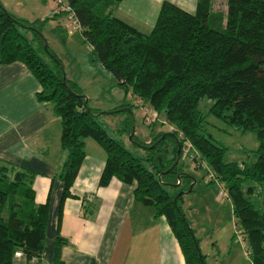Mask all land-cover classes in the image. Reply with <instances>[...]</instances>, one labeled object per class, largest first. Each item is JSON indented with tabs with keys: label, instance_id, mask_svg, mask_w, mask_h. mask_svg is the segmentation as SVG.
I'll return each mask as SVG.
<instances>
[{
	"label": "trees",
	"instance_id": "trees-1",
	"mask_svg": "<svg viewBox=\"0 0 264 264\" xmlns=\"http://www.w3.org/2000/svg\"><path fill=\"white\" fill-rule=\"evenodd\" d=\"M52 1L64 5L90 54L123 96L130 94L151 110L150 115L143 110L150 140L136 141L131 134L132 106L122 102L105 113L89 108L80 88L63 76L57 62L50 61L49 66L38 55L43 41L35 23L13 19L0 5V64H22L39 86L36 99L50 103L59 122V147L65 158L51 179L61 186L53 263L59 264V251L66 243L58 235L62 205L71 196L69 189L84 157L83 141L89 139L105 154L97 185L104 187L112 178L134 184L133 200L163 217L184 264H202L180 212L182 194L172 203L192 182L180 161L188 143L195 153L191 160L195 168L204 162L211 176L207 183H217L228 199L250 263L264 264V0H225L224 19H210V0H196L193 14L162 2L147 33L105 13L119 0ZM19 29L31 30L38 48ZM202 98L209 103L205 114L197 109ZM125 111L128 114L115 130L118 139L111 138L99 119ZM207 116L240 133H253L256 149L243 152L240 163H224L226 148L206 133ZM159 117L170 131L154 130L162 125ZM129 135L134 152L119 139ZM32 178L25 169L0 163V264H11L13 254H23V249L37 257L42 253L49 193L44 203L36 204Z\"/></svg>",
	"mask_w": 264,
	"mask_h": 264
},
{
	"label": "crops",
	"instance_id": "crops-1",
	"mask_svg": "<svg viewBox=\"0 0 264 264\" xmlns=\"http://www.w3.org/2000/svg\"><path fill=\"white\" fill-rule=\"evenodd\" d=\"M162 2L188 14H193L196 4V0H119L105 13L145 33L153 27ZM210 13V19H224L225 0H210ZM38 91L36 80L22 64H0V163L33 173L31 189L36 204L44 203L49 193L42 253L30 259L24 254L13 256L11 264H54L55 210L61 186L51 179L65 154L59 147L58 119L50 103L36 99ZM83 142L84 157L69 189L71 196L61 209L58 235L66 243L60 248L59 264H184L163 217L159 222L165 224L166 241L156 233V227H151L147 237L134 232L137 212L148 206L133 200L134 184L112 178L99 187L105 154L93 141ZM147 215L157 218L153 209ZM123 256L130 263L120 258Z\"/></svg>",
	"mask_w": 264,
	"mask_h": 264
},
{
	"label": "rangeland",
	"instance_id": "rangeland-1",
	"mask_svg": "<svg viewBox=\"0 0 264 264\" xmlns=\"http://www.w3.org/2000/svg\"><path fill=\"white\" fill-rule=\"evenodd\" d=\"M0 5L13 19L23 23H35L34 26L43 41L39 46L38 55L49 66L52 65L50 61L57 62L63 76L80 88L89 108L105 113L122 102L131 105L134 139L139 142L150 140L151 133L144 121L146 119L143 110L149 115L151 110L142 102L133 100L130 94L123 96L122 90L117 88L111 76L90 54L64 5L59 6L52 0H0ZM19 31L34 48H38L36 40H31V30ZM45 49L48 52L47 56ZM208 105V101L202 98L197 103V109L205 114ZM126 114L128 112L125 111L99 119L108 136L118 139L115 130ZM205 120L206 133L214 142L226 148L222 159L224 163H240L245 159L243 152L256 149L257 141L253 133L235 131L211 116H207ZM157 121L162 125H156L154 130L167 131L168 126L162 117L157 118ZM128 137L119 139L126 150L134 152L135 148ZM187 152L189 155L193 154L190 149ZM180 161L184 164L186 174L192 178L188 186L189 191L181 195L180 212L186 227L191 230V235L196 240L202 264H251L246 241L241 232H238L228 199L225 196L220 197L221 188L217 183H207L210 171L206 164L201 162V166L195 168L196 164L188 159L185 153ZM147 211L152 209L142 207L137 212L139 214L135 216L134 232L146 234L147 237L152 232L151 229L156 227V233L163 242L166 241L162 226L165 224L159 222L163 219L161 217L152 219L147 215ZM120 258L130 263L124 256Z\"/></svg>",
	"mask_w": 264,
	"mask_h": 264
},
{
	"label": "water",
	"instance_id": "water-1",
	"mask_svg": "<svg viewBox=\"0 0 264 264\" xmlns=\"http://www.w3.org/2000/svg\"><path fill=\"white\" fill-rule=\"evenodd\" d=\"M93 116H96V115H93ZM131 134H132V132H131ZM131 134H130V135H131ZM130 135H129L128 139H130ZM178 157H179V151L177 150V151H176V160L173 162V165H175V163L177 162ZM189 188H190V187H188V189H187L186 191H183V192H179V193H177V194L175 195V197L172 199V203L174 204V202H175V198H176L177 196H179V195H181V194H186V193L189 191ZM19 247L22 248V247H23V244H19ZM196 253L198 254V250H197V249H196ZM23 254L28 255V256H31V257H35V256H36V253L26 251L25 249H23Z\"/></svg>",
	"mask_w": 264,
	"mask_h": 264
},
{
	"label": "built area",
	"instance_id": "built-area-1",
	"mask_svg": "<svg viewBox=\"0 0 264 264\" xmlns=\"http://www.w3.org/2000/svg\"><path fill=\"white\" fill-rule=\"evenodd\" d=\"M71 21H72V23L74 24V28H75L76 30L79 31V28H78V26L74 23L73 19H71ZM151 118H153V116H151ZM168 130L170 131L171 129L168 128ZM188 150H189V145H188V143H186V144L182 147V152L185 153V154H187L188 159L192 160L193 157H194V155H193V154H190V155H189L188 152H187ZM210 178H211V176L209 175L208 180H209ZM220 197H224L222 193L220 194ZM20 255H21V253H19V252H15V253L13 254L14 257H19Z\"/></svg>",
	"mask_w": 264,
	"mask_h": 264
},
{
	"label": "flooded vegetation",
	"instance_id": "flooded-vegetation-1",
	"mask_svg": "<svg viewBox=\"0 0 264 264\" xmlns=\"http://www.w3.org/2000/svg\"><path fill=\"white\" fill-rule=\"evenodd\" d=\"M183 192V191H182Z\"/></svg>",
	"mask_w": 264,
	"mask_h": 264
}]
</instances>
